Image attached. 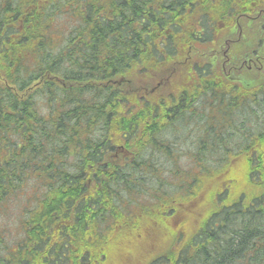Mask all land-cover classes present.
Here are the masks:
<instances>
[{"label":"trees","instance_id":"obj_1","mask_svg":"<svg viewBox=\"0 0 264 264\" xmlns=\"http://www.w3.org/2000/svg\"><path fill=\"white\" fill-rule=\"evenodd\" d=\"M138 4L0 0V212H20L0 264H264V87L207 97L128 26ZM177 120L197 130L187 169L160 136Z\"/></svg>","mask_w":264,"mask_h":264},{"label":"flooded vegetation","instance_id":"obj_2","mask_svg":"<svg viewBox=\"0 0 264 264\" xmlns=\"http://www.w3.org/2000/svg\"><path fill=\"white\" fill-rule=\"evenodd\" d=\"M121 1L139 5V0ZM144 1L152 13L130 16L128 26L135 31L143 30L146 35L157 30L164 52L183 54L184 62L191 63V70L204 77L206 83L211 79L237 84L244 90L247 86L252 90L264 87V0ZM159 9L164 12V23L155 27L150 20L155 19L154 12L159 13ZM237 11L242 14L235 16ZM186 19L187 23H181ZM173 36L190 38L179 46L177 41L176 44L167 42ZM210 84L207 83V93L203 91L207 97L208 93L213 94Z\"/></svg>","mask_w":264,"mask_h":264},{"label":"rangeland","instance_id":"obj_3","mask_svg":"<svg viewBox=\"0 0 264 264\" xmlns=\"http://www.w3.org/2000/svg\"><path fill=\"white\" fill-rule=\"evenodd\" d=\"M59 19L62 20V19H64V17L59 16ZM65 22L67 24L66 19H65ZM68 24H70V22H68ZM185 122H187V121H184V123ZM184 127L185 126L182 124V122L177 120L170 128L162 131L160 136H163L164 138L170 139V141L172 140L173 144H175V149H176L175 153L178 155V157L176 158V162L174 163V165L178 164V165H181L180 167L187 169V167H189L188 165L191 164L190 154H192V149L188 148L187 146H188V143H190V142L192 143V141L197 142V140H195V137L197 136V130L194 132H190V134H188L187 131H189V129L186 128L187 131L184 132L185 131ZM255 128H257V127H255ZM187 137H188V139H190L189 142L185 140ZM210 148H213V146H211ZM218 154H220V152H218V151L217 152L208 151L207 155L205 157H211V156L212 157H219ZM157 164L159 166L165 165V167H167L169 170H171L172 166H173V164L171 162L167 163V164L157 162ZM7 212H8V210L0 212V229H3V232H2L3 234L1 236L5 237L4 240H6L7 243H12L13 241H11V240L13 238L15 239V237H18V228L16 226V220H17L20 212H18L16 210H10L8 212V214H7ZM147 250H148V247L143 246L141 253L143 254V252L147 251ZM118 256H116V257H118Z\"/></svg>","mask_w":264,"mask_h":264},{"label":"bare ground","instance_id":"obj_4","mask_svg":"<svg viewBox=\"0 0 264 264\" xmlns=\"http://www.w3.org/2000/svg\"><path fill=\"white\" fill-rule=\"evenodd\" d=\"M235 117V116H234ZM204 120V119H203ZM176 136V135H175ZM186 142V141H185ZM28 172V171H27Z\"/></svg>","mask_w":264,"mask_h":264}]
</instances>
